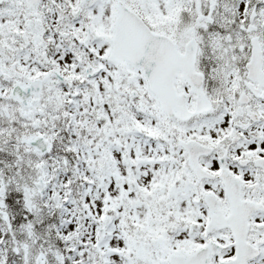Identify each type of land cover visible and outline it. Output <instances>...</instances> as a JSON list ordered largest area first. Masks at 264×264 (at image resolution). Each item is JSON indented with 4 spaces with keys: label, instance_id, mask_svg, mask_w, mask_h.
<instances>
[{
    "label": "snow or ice",
    "instance_id": "snow-or-ice-1",
    "mask_svg": "<svg viewBox=\"0 0 264 264\" xmlns=\"http://www.w3.org/2000/svg\"><path fill=\"white\" fill-rule=\"evenodd\" d=\"M0 264H264V0H0Z\"/></svg>",
    "mask_w": 264,
    "mask_h": 264
}]
</instances>
